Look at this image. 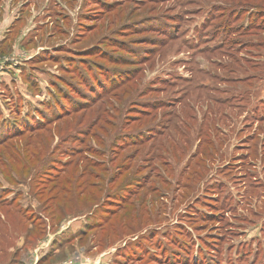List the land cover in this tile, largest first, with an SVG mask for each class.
<instances>
[{
	"label": "rangeland",
	"instance_id": "1",
	"mask_svg": "<svg viewBox=\"0 0 264 264\" xmlns=\"http://www.w3.org/2000/svg\"><path fill=\"white\" fill-rule=\"evenodd\" d=\"M2 248L264 264V0H0Z\"/></svg>",
	"mask_w": 264,
	"mask_h": 264
},
{
	"label": "trees",
	"instance_id": "2",
	"mask_svg": "<svg viewBox=\"0 0 264 264\" xmlns=\"http://www.w3.org/2000/svg\"><path fill=\"white\" fill-rule=\"evenodd\" d=\"M9 210V209H8ZM17 213V212H16ZM18 215H20V213L18 212ZM6 222L8 223V224H5L4 225V228L7 226V225H12V223H11V220H6ZM7 231L9 230V229H6ZM18 243V242H17ZM3 248L1 249V251H0V253H2L3 252ZM19 250L21 251V248H18L17 249V251H15L14 252V254L12 255V256H10V259L7 257V255L5 256L6 258H4V260L7 262L8 261V263H15L16 261H19V260H21V258L19 259V255L20 254H18V252H19ZM11 253V252H10ZM4 256V254H0V262H1V260H3L2 258H3V256ZM8 258V259H7Z\"/></svg>",
	"mask_w": 264,
	"mask_h": 264
},
{
	"label": "crops",
	"instance_id": "3",
	"mask_svg": "<svg viewBox=\"0 0 264 264\" xmlns=\"http://www.w3.org/2000/svg\"><path fill=\"white\" fill-rule=\"evenodd\" d=\"M24 259H25V256H23V258H22V260L21 261H23L24 262ZM32 262V261H31ZM38 263H39V261H38ZM37 263V260H35L34 262H32V264H38ZM1 264V263H0Z\"/></svg>",
	"mask_w": 264,
	"mask_h": 264
}]
</instances>
